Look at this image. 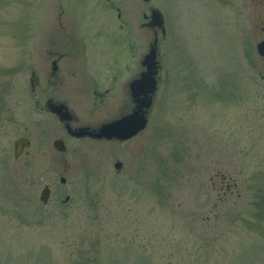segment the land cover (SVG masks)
Wrapping results in <instances>:
<instances>
[{
	"label": "rangeland",
	"instance_id": "rangeland-1",
	"mask_svg": "<svg viewBox=\"0 0 264 264\" xmlns=\"http://www.w3.org/2000/svg\"><path fill=\"white\" fill-rule=\"evenodd\" d=\"M155 4L166 45L142 26ZM260 28L248 0H0V264H264ZM156 38L146 128L56 150L30 78L38 99H76L93 96L77 73L95 69L96 90L126 99ZM50 50L64 55L58 83Z\"/></svg>",
	"mask_w": 264,
	"mask_h": 264
},
{
	"label": "flooded vegetation",
	"instance_id": "flooded-vegetation-1",
	"mask_svg": "<svg viewBox=\"0 0 264 264\" xmlns=\"http://www.w3.org/2000/svg\"><path fill=\"white\" fill-rule=\"evenodd\" d=\"M148 1V0H145ZM250 3L253 4L256 10V18L260 22V34H264V0H248ZM148 18V16L145 15ZM146 23H143V27ZM259 28V27H258ZM153 32L156 36L160 33H163L161 28L159 27H152ZM158 39V38H156ZM264 41V36L262 39L256 42V45ZM47 58L51 66L50 76L55 81L58 80V74L61 70L59 67V63L63 58V54L58 51L50 50L47 53ZM158 57L159 51H158ZM263 60L264 58L261 57ZM160 61V60H159ZM143 59L140 64V68L138 69V75L135 78H138L140 74L144 71V66L142 64ZM125 67H127L125 65ZM66 70V69H65ZM102 71V70H101ZM78 74L79 83L82 82V85H85L89 88V94L93 96H84L79 98H72V99H55L53 97H49L47 99H34L33 104L34 108L42 114H45L47 118H51L54 122L55 130L60 131L62 136L55 137L53 144L56 140H63L65 145L69 139H77V140H85L88 139L89 141L93 142H119L124 143L131 140H120V139H105V138H94L93 136H84V137H76L71 134L75 130L79 128L86 129V132L93 133L96 135L101 125L117 121L125 116H128L135 111L138 110L139 104L135 102L134 98L130 95V92L127 90V97L126 99H107L108 93L110 92L109 89L106 90L104 93L99 91L96 88L100 85L98 80L96 79L95 69L93 71H80ZM55 77V78H54ZM133 78V79H135ZM132 79V80H133ZM131 82V81H130ZM129 82V83H130ZM128 83V85H129ZM106 114L105 119L99 120H91L90 117H98L99 115ZM136 138V137H135ZM68 139V140H67ZM117 162V160L115 161ZM115 164V163H114ZM121 166L123 167V161H121ZM122 167L120 170H122ZM119 170V171H120ZM62 185H66V183L60 182ZM50 189L52 190L51 184ZM51 195V193H50ZM68 196V195H67ZM66 196V197H67ZM71 200V197L68 204ZM50 198L47 203L44 205L47 206L49 204ZM60 205L63 204L62 202L59 203Z\"/></svg>",
	"mask_w": 264,
	"mask_h": 264
},
{
	"label": "water",
	"instance_id": "water-1",
	"mask_svg": "<svg viewBox=\"0 0 264 264\" xmlns=\"http://www.w3.org/2000/svg\"><path fill=\"white\" fill-rule=\"evenodd\" d=\"M153 21L150 22V26H154L155 24H161L160 15L156 10L152 14ZM260 52L264 55V44L259 45ZM157 49L153 45L149 54L146 55L143 64L146 67V71L142 74V77L131 83L130 89L131 94L134 97L135 102L139 104L138 112L142 114L141 119H137L136 116H131V118L122 120L115 124H109L107 126H104L102 129V132L98 133V136H104L107 138L112 137H118L121 139L128 138L129 136L133 135L135 132H137L139 129L144 128L147 123V113L149 108L152 105L153 102V95L157 89V68H158V62H157ZM128 129H131L132 131L128 134H125ZM77 136H83L86 133L85 132H76ZM30 145L29 140L25 138H21L15 143V156L18 157L22 150L25 147H28ZM56 147L59 150H63L62 142L56 141L55 142ZM121 164H116V167H120ZM64 181V179H62ZM49 197V188L46 187L42 191L41 199L46 202Z\"/></svg>",
	"mask_w": 264,
	"mask_h": 264
}]
</instances>
